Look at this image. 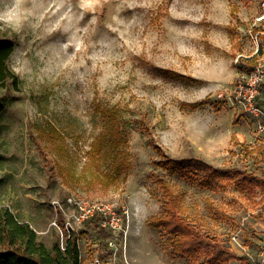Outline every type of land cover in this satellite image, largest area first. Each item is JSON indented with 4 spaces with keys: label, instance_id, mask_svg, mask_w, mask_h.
Segmentation results:
<instances>
[{
    "label": "rangeland",
    "instance_id": "obj_1",
    "mask_svg": "<svg viewBox=\"0 0 264 264\" xmlns=\"http://www.w3.org/2000/svg\"><path fill=\"white\" fill-rule=\"evenodd\" d=\"M259 3L0 0V39L14 42L8 64L18 77L0 85V209L29 223L47 249L64 250L55 201H117L128 213L122 237L134 264H205L217 246L258 264L264 148L232 96L238 55L264 51ZM104 108L118 111L122 144L92 163ZM155 145L180 165H156ZM119 163L123 174L106 185L104 174ZM159 180L181 195L183 217L209 240L196 257L175 252L171 236L150 225L162 214ZM100 242L79 237L80 264H93ZM217 264L241 261L226 255Z\"/></svg>",
    "mask_w": 264,
    "mask_h": 264
},
{
    "label": "trees",
    "instance_id": "obj_2",
    "mask_svg": "<svg viewBox=\"0 0 264 264\" xmlns=\"http://www.w3.org/2000/svg\"><path fill=\"white\" fill-rule=\"evenodd\" d=\"M258 30L255 29V32ZM264 39V36H261ZM14 51V42L0 39V85L7 82L16 84L18 81L9 68V59ZM254 62L239 63L238 67L244 71L252 70ZM264 89V87H263ZM1 111V107H0ZM101 118V132L90 144L88 151L89 159L94 163L97 159H109L122 144L121 126L119 114L115 108L98 109ZM158 154L162 157L156 162L161 167L179 166L181 161L169 157L164 149L154 146ZM211 170L214 174L221 171L211 165L194 160ZM117 174H104L106 185L116 181L125 169V165L119 163L113 167ZM233 173H240L239 170H232ZM108 180V181H107ZM104 182V180H103ZM159 190L163 195V203L160 207L161 216L154 217L150 225L162 228L171 236L174 251L183 255L197 256L209 242L202 232L183 217L184 206L181 195L166 180L158 181ZM92 233L98 238L101 249L105 247L104 239L106 233L99 228L97 218L88 221L83 229L78 232H71L70 238L65 242V249L61 250L59 244H55L51 250L38 240V235L29 223L21 222L8 209H0V264H80V251L78 240L81 235ZM210 244V243H208ZM228 255L232 259L240 260L241 264H249V258L239 257L235 253L217 246L213 257L205 264H217ZM102 256H104L102 254Z\"/></svg>",
    "mask_w": 264,
    "mask_h": 264
},
{
    "label": "built area",
    "instance_id": "obj_3",
    "mask_svg": "<svg viewBox=\"0 0 264 264\" xmlns=\"http://www.w3.org/2000/svg\"><path fill=\"white\" fill-rule=\"evenodd\" d=\"M255 22L258 28L256 37L262 38L264 29L260 30L259 27L264 24V0H260ZM259 50L260 45L251 54L244 51L238 55L236 60L238 64L254 62L255 65L248 71L238 67L232 98L254 121L264 148V106L261 104L264 90V51ZM262 167L264 169V156ZM53 207L56 214L58 216L61 214L64 218V229L67 234L64 243L70 238L72 231L77 232L74 230L75 227L82 228L88 221L97 218L99 228L106 233V237L105 247L97 252L93 264H134L127 255V246L122 237L127 228L128 213L117 201H97L70 195L64 202L55 201ZM68 209L70 210L67 211ZM53 225L59 228L57 221H54ZM62 248L65 249V246ZM258 264H264V250L260 253Z\"/></svg>",
    "mask_w": 264,
    "mask_h": 264
},
{
    "label": "crops",
    "instance_id": "obj_4",
    "mask_svg": "<svg viewBox=\"0 0 264 264\" xmlns=\"http://www.w3.org/2000/svg\"><path fill=\"white\" fill-rule=\"evenodd\" d=\"M263 95H264V90H263ZM263 95H262V96H263ZM261 100L264 101V100L262 99V97H261ZM263 106H264V105H263Z\"/></svg>",
    "mask_w": 264,
    "mask_h": 264
}]
</instances>
